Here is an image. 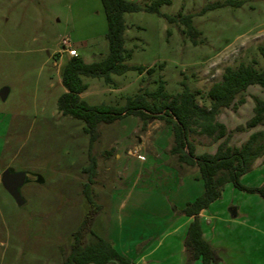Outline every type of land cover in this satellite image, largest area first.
Wrapping results in <instances>:
<instances>
[{
  "label": "rangeland",
  "instance_id": "obj_1",
  "mask_svg": "<svg viewBox=\"0 0 264 264\" xmlns=\"http://www.w3.org/2000/svg\"><path fill=\"white\" fill-rule=\"evenodd\" d=\"M152 1L135 0L141 5ZM224 1L171 0L159 7L161 14H191L200 32L197 44L182 26L167 22L161 14L125 13L124 48L131 57L124 63L155 71L139 74L130 68L121 75L111 74L112 83L81 76L87 86L81 99L90 105L123 106L128 97L156 90L162 79L168 94L186 86L196 93L199 105L207 106L206 92L221 79L225 67L243 62L264 68L257 49L264 44V0H242L240 6L199 13L208 4ZM102 16L100 0H0V91L8 89L6 98L0 97V176L5 169L26 175L19 189L25 201L21 206L0 182V264H62L88 210L95 236L111 242L132 264L175 263V256L168 260L165 256L166 242L174 238L165 222L180 218L174 208L201 194L203 183L189 182L180 174L168 152L170 125L154 118L144 125L130 115L98 123V137L92 143L84 122L57 108L65 91L61 68L69 56L63 41L85 62L101 60L109 49ZM244 97L243 104L224 108L217 116L226 127L228 144L235 147L250 134L264 132V123L246 126L255 99L264 101V90L249 85ZM190 139L195 154L214 153L223 140L214 142L197 133ZM134 148L144 159L129 153ZM92 157L96 172L89 187L95 204L90 207L84 186L90 182L86 168ZM185 170L193 175L197 169L185 166ZM240 182L264 190V155ZM213 208L237 222L229 231L236 238L235 252L226 264H264V197L226 183L221 196L209 205ZM95 236L87 233L86 243L94 242ZM163 236L165 243L155 247Z\"/></svg>",
  "mask_w": 264,
  "mask_h": 264
},
{
  "label": "trees",
  "instance_id": "obj_2",
  "mask_svg": "<svg viewBox=\"0 0 264 264\" xmlns=\"http://www.w3.org/2000/svg\"><path fill=\"white\" fill-rule=\"evenodd\" d=\"M106 22L108 41L107 55L98 61L85 62L79 55L68 56L61 68V83L65 91L57 99V108L62 115L80 119L85 124V131L90 134L93 143L98 137V123H112L126 116H136L145 125L149 119H160L171 127L172 142L168 150L177 164L195 167L203 183V192L193 200L186 202L183 208L175 209L177 215L191 217L188 224L183 247L185 261L183 264H216L220 256L215 247L204 239L199 220V213L221 196L226 183L247 191H257L264 197L261 187H246L241 184L240 177L245 174L253 163L264 155V132L257 131L239 146L228 144V134L223 123L217 120L224 108H235L245 102L244 92L249 85L257 84L264 90V68L256 69L251 63H240L236 67L224 68L221 79L214 82L206 92L209 101L207 106L199 105L196 93L186 86L182 91L170 95L165 91V82L160 79L156 90L138 93L128 97L125 105L109 104L90 105L80 97L86 88L81 76L103 78L112 83L111 74L121 75L132 68L139 74H151L155 67H129L124 63L131 53L124 48V32L126 29L123 15L125 13L147 11L158 13L161 5L171 4V0H153L150 4L141 5L130 0H100ZM242 0H226L208 4L200 10H207L224 5H242ZM167 22L182 26L183 33L193 44H197L200 32L192 24V15L178 12L161 14ZM169 33V32H168ZM259 54L264 57V44L258 46ZM254 62V61H253ZM162 64L159 65L161 69ZM264 123V101L255 99L254 114L247 121V127ZM193 133L203 134L214 142L221 139L214 153L195 154V145L190 139ZM90 172V182L84 186V193L90 207L95 203L90 194V183L96 172V160L86 168ZM91 210L85 214L80 225L73 233V241L62 264H132L120 254L106 239L95 236L91 231ZM87 233L95 236V241L86 243Z\"/></svg>",
  "mask_w": 264,
  "mask_h": 264
},
{
  "label": "crops",
  "instance_id": "obj_3",
  "mask_svg": "<svg viewBox=\"0 0 264 264\" xmlns=\"http://www.w3.org/2000/svg\"><path fill=\"white\" fill-rule=\"evenodd\" d=\"M130 1H135V0H130ZM103 15L104 16L102 17H104V19L106 20L104 11H103ZM100 22H101V28H103L104 30L105 22L103 21V24H102V18ZM106 29H107V22H106ZM64 52L67 53L66 50H64ZM58 55H59L58 58H61L62 56L61 53H58ZM177 166L180 170V174H183L184 176H186L185 179H189V182L192 181L193 179L194 180L200 179V176L197 170L192 175L187 170H185V166H182V167H180L179 165ZM193 196L196 197V195H193ZM194 198L185 199V201L183 202V205H181L179 209L183 208L186 202L191 201ZM190 220H191V217L181 215L180 218L178 219L171 218V219H168L167 222H165L170 225V231L168 232V234L174 237L172 240L168 241V243L166 242L165 256H166V260H168L171 256H175L176 257L174 261L175 263L173 264H183L185 261V250L183 247V239L185 237L187 227H188ZM199 220H200L204 239L207 240L213 247H215L219 253L221 260L220 262L216 264H226V260H232L233 257H231L229 254H232L233 252H235L233 240L236 238L232 234L230 235L229 231L237 227L236 226L237 222H235L234 219H231V218L221 217V214L216 208H213L212 210H210L209 206L206 209H203L200 211ZM164 243H165V239L163 236L161 239L158 238V243L155 245V247H162V244ZM153 250L154 249L150 250L149 252L151 253V251ZM119 253L124 255L126 258H128L131 261V259L127 255H125L123 252L119 251ZM146 255H149V254L146 253ZM141 258L143 259V256L140 257V259ZM139 264H143V262ZM195 264H201V261L197 260Z\"/></svg>",
  "mask_w": 264,
  "mask_h": 264
},
{
  "label": "water",
  "instance_id": "obj_4",
  "mask_svg": "<svg viewBox=\"0 0 264 264\" xmlns=\"http://www.w3.org/2000/svg\"><path fill=\"white\" fill-rule=\"evenodd\" d=\"M7 92V88H3L0 91L1 99L6 98ZM25 177L26 175L24 172H11L9 169H5L0 176V182L2 186L12 196L16 204L19 206L25 203L19 191L20 187L25 182Z\"/></svg>",
  "mask_w": 264,
  "mask_h": 264
},
{
  "label": "built area",
  "instance_id": "obj_5",
  "mask_svg": "<svg viewBox=\"0 0 264 264\" xmlns=\"http://www.w3.org/2000/svg\"><path fill=\"white\" fill-rule=\"evenodd\" d=\"M63 44L67 46L65 50L69 56H77L78 55L77 50L75 48H72L71 45L69 44V42L64 40ZM129 153L136 156L138 159H144V156L139 153L138 148H134L132 150H129Z\"/></svg>",
  "mask_w": 264,
  "mask_h": 264
}]
</instances>
